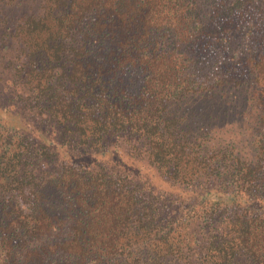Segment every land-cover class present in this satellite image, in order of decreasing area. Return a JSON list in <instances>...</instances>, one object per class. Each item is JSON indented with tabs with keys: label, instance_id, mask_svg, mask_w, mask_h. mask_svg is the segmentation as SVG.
<instances>
[{
	"label": "trees",
	"instance_id": "16d2710c",
	"mask_svg": "<svg viewBox=\"0 0 264 264\" xmlns=\"http://www.w3.org/2000/svg\"><path fill=\"white\" fill-rule=\"evenodd\" d=\"M0 98V264H264V0H0Z\"/></svg>",
	"mask_w": 264,
	"mask_h": 264
},
{
	"label": "rangeland",
	"instance_id": "374dc122",
	"mask_svg": "<svg viewBox=\"0 0 264 264\" xmlns=\"http://www.w3.org/2000/svg\"><path fill=\"white\" fill-rule=\"evenodd\" d=\"M3 93H6V91H3ZM5 101H7V100L4 99V98H3V99L0 98V103H2L1 106H0V108L2 107L3 104H4V105L6 104ZM0 116L3 117V118H2V121H3L4 124H6V123L9 124V123L12 122L11 120L8 119V117H7L6 115H1V114H0ZM17 117H19V116L17 115ZM30 123H31V122H30Z\"/></svg>",
	"mask_w": 264,
	"mask_h": 264
}]
</instances>
